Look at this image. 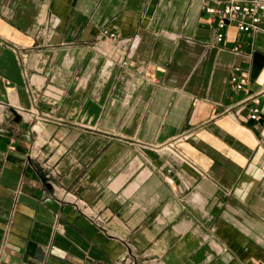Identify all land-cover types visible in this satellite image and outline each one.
I'll list each match as a JSON object with an SVG mask.
<instances>
[{"label":"crops","instance_id":"crops-1","mask_svg":"<svg viewBox=\"0 0 264 264\" xmlns=\"http://www.w3.org/2000/svg\"><path fill=\"white\" fill-rule=\"evenodd\" d=\"M208 2L0 0V264H264V34Z\"/></svg>","mask_w":264,"mask_h":264},{"label":"built area","instance_id":"built-area-1","mask_svg":"<svg viewBox=\"0 0 264 264\" xmlns=\"http://www.w3.org/2000/svg\"><path fill=\"white\" fill-rule=\"evenodd\" d=\"M203 6L204 19L210 23L214 30L215 41L222 42L225 36V29L232 25L238 32L263 33L264 34V0H210ZM101 35L110 38L115 37L114 32L104 28ZM124 63V62H123ZM230 84L236 91L245 92V96L238 102L251 101L249 117L257 118L260 112V99L257 94L248 93V74L240 68L235 67L229 78ZM54 194L62 201L72 204L77 211L89 222L102 228L101 216L93 211L85 202L76 195L57 188Z\"/></svg>","mask_w":264,"mask_h":264},{"label":"water","instance_id":"water-1","mask_svg":"<svg viewBox=\"0 0 264 264\" xmlns=\"http://www.w3.org/2000/svg\"><path fill=\"white\" fill-rule=\"evenodd\" d=\"M10 112L12 114L13 121L14 122H20V120H21L20 114L14 109H10Z\"/></svg>","mask_w":264,"mask_h":264}]
</instances>
